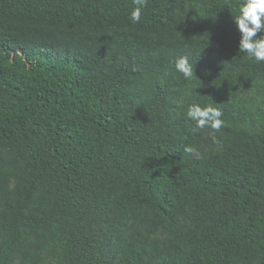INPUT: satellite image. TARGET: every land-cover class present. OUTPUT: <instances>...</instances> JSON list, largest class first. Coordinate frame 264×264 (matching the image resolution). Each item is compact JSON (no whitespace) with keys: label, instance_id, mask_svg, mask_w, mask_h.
Returning a JSON list of instances; mask_svg holds the SVG:
<instances>
[{"label":"trees","instance_id":"16d2710c","mask_svg":"<svg viewBox=\"0 0 264 264\" xmlns=\"http://www.w3.org/2000/svg\"><path fill=\"white\" fill-rule=\"evenodd\" d=\"M241 3L149 0L134 24L132 0H0V264H264ZM194 103L223 112L218 144Z\"/></svg>","mask_w":264,"mask_h":264},{"label":"clouds","instance_id":"9594fccd","mask_svg":"<svg viewBox=\"0 0 264 264\" xmlns=\"http://www.w3.org/2000/svg\"><path fill=\"white\" fill-rule=\"evenodd\" d=\"M132 3L134 7L129 13V19L132 23L138 24L148 7L149 0H132ZM234 23L239 33L238 50L258 63L264 62V0H242ZM257 33L261 35L258 37ZM173 68L185 80L195 77L193 65L189 63L187 57L181 56L176 59ZM223 115L219 108L211 104L202 107L194 103L189 105L185 112L186 118L193 122L192 133L205 128L210 129V138L214 144L219 143L215 133L225 126ZM184 151L196 159L201 158L199 152L192 146H185Z\"/></svg>","mask_w":264,"mask_h":264},{"label":"rangeland","instance_id":"374dc122","mask_svg":"<svg viewBox=\"0 0 264 264\" xmlns=\"http://www.w3.org/2000/svg\"><path fill=\"white\" fill-rule=\"evenodd\" d=\"M198 152H199V154L201 155V153H202V150H201V149H199V150H198Z\"/></svg>","mask_w":264,"mask_h":264}]
</instances>
